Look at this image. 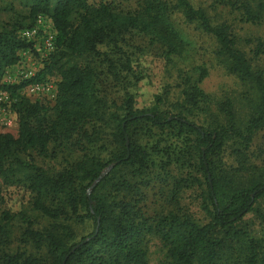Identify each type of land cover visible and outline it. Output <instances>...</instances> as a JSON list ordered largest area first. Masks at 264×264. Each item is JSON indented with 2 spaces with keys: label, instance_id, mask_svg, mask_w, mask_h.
Instances as JSON below:
<instances>
[{
  "label": "trees",
  "instance_id": "trees-1",
  "mask_svg": "<svg viewBox=\"0 0 264 264\" xmlns=\"http://www.w3.org/2000/svg\"><path fill=\"white\" fill-rule=\"evenodd\" d=\"M116 1L17 0L21 12L0 26V80L5 69L17 63L19 51H32L31 43L18 36L21 29L33 27L40 16L54 32L53 51L40 61L39 71L17 85L0 84L1 92L16 97L10 109L17 117L15 136L0 133V180L28 191L32 210L49 221L46 229L38 231L17 215L26 224L21 242H30L37 251L43 249L44 256L6 249L5 226L14 215L3 212L0 264H145L147 235L156 236L166 247L169 264H264V229L261 237L251 238L242 222L247 213L254 212L264 228V213L253 207L264 195V174L252 178L245 158L253 136L264 127L262 73L252 70L234 47L225 25H211L205 13L188 0H134V11L123 13L115 11ZM251 2L240 3L236 9L242 21L255 24L264 17V0ZM8 6L14 13L12 5ZM174 11L185 24L213 40L218 60L255 98L244 121H235L228 101L216 104L224 124L209 128L188 119L193 108L205 104L206 96L198 88L205 76L201 67L180 77L181 102L172 114L156 105L136 110L127 93L118 102L98 97L96 81L101 74L117 83L130 75L128 58L112 56L119 50L116 44L130 31L147 36L165 56H187L188 43L172 24ZM108 44V51L100 50ZM52 74L57 82L50 108L16 92L43 83ZM102 127L109 129L110 141ZM152 129H170L186 148V154L184 149L178 152L196 155L205 183V223L198 224L185 214L146 215L142 210L141 188L149 180L164 181L148 177L149 153L135 141L136 134ZM226 147L236 162L228 171L221 160ZM60 148L76 153V160L52 174L35 164L34 156L54 159ZM96 152H103L106 160ZM110 163L114 166L86 196ZM72 225L86 226L88 233L76 239Z\"/></svg>",
  "mask_w": 264,
  "mask_h": 264
},
{
  "label": "rangeland",
  "instance_id": "rangeland-1",
  "mask_svg": "<svg viewBox=\"0 0 264 264\" xmlns=\"http://www.w3.org/2000/svg\"><path fill=\"white\" fill-rule=\"evenodd\" d=\"M188 1L194 9H201L205 13L211 25H225L233 36L234 47L243 53L251 69L260 71L264 77V17L255 24L244 22L240 18V11L236 9V5L240 3L252 5L251 0ZM10 4L14 13L9 12L8 5ZM135 6L134 0H117L114 9L116 12L122 13L133 12ZM20 9L17 0H0V26L10 17L12 18L13 14L21 12ZM42 18L44 26H47L48 20ZM171 19L174 28L188 43L187 56L184 58L165 56L163 50L147 36L130 31L122 36L120 42L116 44L119 46V50L115 49L116 55H112L115 59L120 55L128 58L130 75L124 82L117 83L106 73L101 74L96 81L98 97L118 102L123 98L124 93H127L131 95L133 108L136 110L156 105L158 109L172 114L178 111L177 105L181 102L180 77L193 73L195 67H201L205 71V76L199 82L198 88L206 96L205 104L193 108L188 119L198 126L209 128L224 124V116L217 110L216 104L228 101L235 114V121H244L250 113V107L255 99L249 89L234 75L226 71L224 64L215 55V44L209 36L198 31L194 25L185 24L176 11L172 14ZM30 43L32 51L27 49L18 52L17 63L5 69L0 84L17 85L39 71L40 61L44 58L40 57L35 48L38 44L37 40L34 39ZM110 48L111 45L108 44L100 50L108 51ZM100 69L103 70V66ZM56 82L57 77L52 74L41 83L47 89H40L34 94H30L25 91L24 87L16 92L20 97L29 101L36 100L50 108L53 105ZM15 99L16 97L12 98L9 94L0 91V133L16 135L17 117L10 109V105L15 102ZM156 99H159L160 102L155 101ZM106 103L109 104V102ZM101 131L110 141L109 129L102 127ZM135 141L149 153L148 177L158 176L160 180H164L161 182L149 180V183L141 188L145 198L141 203L144 213L146 215L179 213L188 215L198 224L205 223L207 217L202 210V205L206 203L205 183L198 168L196 155H192L190 152L189 156L185 155L186 148H183L184 143L181 142V137H177L170 129L162 131L152 129L148 133L136 134ZM181 149H184L185 154L178 152ZM55 153L54 159H41L34 156L33 160L36 165L52 174L59 171L64 163L77 158V154L67 148L57 149ZM96 154L103 161L106 160V155L103 152H96ZM233 156L226 147L221 160L227 171L236 166ZM245 158L246 164H250L251 170L249 171L253 173L252 178L264 174V127L253 136ZM30 203L31 195L23 187L6 186L0 180V215L3 212L14 215V218L5 226L8 232L6 249L8 251H24L26 255L42 257L44 256L43 249L37 251L30 242L27 241L24 244L20 240V234L26 224L17 215H22L33 230L41 231L49 225L46 218L32 210ZM253 207L260 213H264V195L255 202ZM242 222L249 237L262 236L263 224L254 212L247 213L242 218ZM72 228L76 239L88 233L86 226L72 225ZM143 247L146 252L145 264H169L166 247L156 236H145Z\"/></svg>",
  "mask_w": 264,
  "mask_h": 264
},
{
  "label": "built area",
  "instance_id": "built-area-1",
  "mask_svg": "<svg viewBox=\"0 0 264 264\" xmlns=\"http://www.w3.org/2000/svg\"><path fill=\"white\" fill-rule=\"evenodd\" d=\"M44 24L43 18L39 16L37 17L33 27L20 30L18 32V36L27 42H31L36 39L38 44L35 48L38 51L40 57L45 59L48 54L53 51L54 32L50 27V23H48L47 26H44ZM40 89H47V87L41 83L28 85L25 87V91L30 94H34Z\"/></svg>",
  "mask_w": 264,
  "mask_h": 264
},
{
  "label": "water",
  "instance_id": "water-1",
  "mask_svg": "<svg viewBox=\"0 0 264 264\" xmlns=\"http://www.w3.org/2000/svg\"><path fill=\"white\" fill-rule=\"evenodd\" d=\"M114 166V163L109 164L106 168H104L98 175V177L94 180V182L90 185V187L87 189L86 191V196L89 195V192L91 190V188H93V186L99 182L107 173L108 171ZM87 239H85L83 242H85Z\"/></svg>",
  "mask_w": 264,
  "mask_h": 264
}]
</instances>
